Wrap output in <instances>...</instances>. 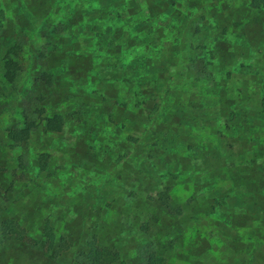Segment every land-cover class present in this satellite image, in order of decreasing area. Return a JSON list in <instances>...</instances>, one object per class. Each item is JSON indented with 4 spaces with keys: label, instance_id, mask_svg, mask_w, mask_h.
<instances>
[{
    "label": "rangeland",
    "instance_id": "obj_1",
    "mask_svg": "<svg viewBox=\"0 0 264 264\" xmlns=\"http://www.w3.org/2000/svg\"><path fill=\"white\" fill-rule=\"evenodd\" d=\"M212 1L81 0L79 15L58 0L72 20L52 39L38 26L56 0H0V232H13L0 233V264H264V144L225 142L211 113L254 75L233 81L220 63L213 85L190 77L201 60L190 21ZM249 4L256 20L263 3ZM258 31L236 48L260 46ZM166 106L183 124L162 128ZM258 115L249 129L263 139Z\"/></svg>",
    "mask_w": 264,
    "mask_h": 264
},
{
    "label": "trees",
    "instance_id": "obj_2",
    "mask_svg": "<svg viewBox=\"0 0 264 264\" xmlns=\"http://www.w3.org/2000/svg\"><path fill=\"white\" fill-rule=\"evenodd\" d=\"M257 1H260L263 4L260 5V16L255 20L253 18V15H249V9H250L249 3L253 2L254 4ZM74 5H76V9L74 10H76L77 14L79 13L80 15L81 0H74ZM68 8L69 7L65 9L67 10ZM196 8H197L196 12L201 10V8H198V6H196ZM203 9H208L209 17L206 18L204 16L203 18L201 17L199 20L194 21V19L199 16L194 14L195 15L194 18L193 19L191 18L190 21L192 23L191 24L192 26L189 25L190 29L198 33V37H197L198 42L195 43L194 48L200 50V51H196V53L201 59L198 61L197 68L191 70L192 75H190V77L199 78L201 81H209L207 83L213 85L214 79H215V83L217 82V79L214 76L215 70L221 71V68L219 69L217 68L219 67L220 63H224L223 66L229 67V73L226 76L230 75L233 81L234 78L237 79L239 76L254 75V78H251L252 83L250 84L247 83L239 86V87L246 86L244 90L242 88L241 89L242 91L239 92L238 89L236 88V85H233V88L230 92L227 90L225 92L224 105L222 106L221 103H218V100L216 104L215 101L214 107L213 108L211 107V109H213L211 113L213 115H216L214 117L216 121L213 119L215 121V124L217 123V125H219V123H221L222 125V128H218V129L221 130L220 134H224L225 142L231 143L233 141L238 142L239 140V141H244L245 143L255 141L257 143L264 144V138L262 139L263 136L262 137L260 136V133L257 131V127H255L256 129L250 130L251 127L248 124L251 120V117H248L249 110L256 109L257 116H259L258 113L262 115L264 114V108L262 107V102L260 101L257 104V99L262 101L264 100V70L259 68L260 56H258L260 53H264V0H248L247 5L244 6V4H240L237 7H235V5L232 3V0H214L211 2L208 8L204 7ZM102 13H104L103 10L101 13H98L96 17H98ZM60 15L63 16L60 17ZM111 16H113V14H111ZM108 17L110 16H107L105 20H107ZM72 18L74 19V17ZM177 18L181 21L184 20L185 19L184 11L179 10V13L177 14ZM71 20H69V17L66 14V12L59 10L58 0H56L54 10L49 13L48 17L42 18L43 22H41L42 24L38 27H40L39 30H41L43 34H48L49 36L52 37V39H55L56 36L58 35L62 36V34H64L63 32L64 29L66 28V24ZM247 23H259L260 27L262 24V27L261 29L260 27L254 30L249 29L247 28ZM162 27L163 25L156 26L155 30L158 31L159 29H162ZM257 31L260 32V39L258 38L260 42V46H257L255 48L251 47L250 50L248 46L242 48H236L239 44L248 43V41L245 40L246 38L247 39L250 38V40H253L247 34L255 33ZM64 37L71 44L73 42H78V43L83 42L78 32L75 33L68 32ZM158 37H160V35L155 36L154 38L157 39ZM163 37L164 36H161L160 38L162 39ZM232 39H236V40L232 41ZM166 41L167 43L161 41L160 45L158 44L157 46L158 48L156 49V52H159V57L163 59L168 58V51L164 48L167 47L166 45L171 41V39L169 40L166 39ZM193 45L194 44L192 43L191 46L193 47ZM217 49H220L219 56H217L216 54H212L210 56L208 55L209 54L208 51H215ZM90 53H92L91 50ZM221 53H223L224 55L222 56ZM149 57L152 60H154L155 55H150ZM219 57H221L222 60ZM170 59H173L172 55H170ZM186 67L190 71L189 66ZM66 69L67 68H64V65L59 67L60 71H65ZM260 86H261V92L259 91L257 94L256 90L259 89ZM239 93L240 95H238ZM160 99H161V95H160ZM217 106H219L220 108H218ZM96 111L97 108L94 109V112ZM163 113L165 115L164 123H162V125L164 124L162 127L163 129L166 130L170 129L172 127V123L176 121L178 122L177 126H179L181 123L183 124L184 119L178 120L179 115H177L178 113L174 108H170L169 106H166L163 110ZM235 114L236 115L239 114L238 118L237 116H235ZM244 114L246 115L245 120H243ZM201 117L206 118L208 117V114H202ZM204 118H202L203 119L202 121H205ZM89 123L91 122L88 121V124ZM215 124H211V126H214ZM99 128L100 126H97V129ZM210 134H214L216 136L217 133L214 131L213 133L210 132ZM172 135H175L177 138L173 139L171 143L177 141L178 139H181V134L180 132L176 131V128ZM160 139L164 140V143L170 142L167 141V137H162ZM221 142L223 141L219 140L218 143ZM142 144L143 142H138L139 146H141ZM101 146L102 143H98L96 149L105 151L104 149L101 148ZM92 149L95 148H91L90 149L91 152ZM202 150H206V149L203 148ZM145 160H148V156H146ZM261 161H263L264 163V158L262 159L260 155V162ZM254 162L258 163L259 158H256ZM227 164H229L228 165L229 168H237V162L235 161H231V162L227 161ZM134 166H136L135 171L138 174L141 173L142 171L141 166L138 163H134L133 167ZM162 197L163 200L165 201V204H167L169 207L170 204L167 201L168 200L167 194L163 193ZM174 207L180 209L179 205ZM224 207L225 204H218L215 208V212L216 210H218V212H223ZM0 233L3 235L11 233L13 235V232L11 231L7 232L3 227L1 228ZM97 248L100 249L101 246L97 245ZM96 256H101V253L98 252ZM98 261H100V258H98Z\"/></svg>",
    "mask_w": 264,
    "mask_h": 264
}]
</instances>
